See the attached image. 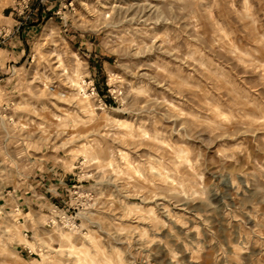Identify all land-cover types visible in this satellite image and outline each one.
I'll return each instance as SVG.
<instances>
[{"label":"rangeland","instance_id":"rangeland-1","mask_svg":"<svg viewBox=\"0 0 264 264\" xmlns=\"http://www.w3.org/2000/svg\"><path fill=\"white\" fill-rule=\"evenodd\" d=\"M0 24V264H264V0Z\"/></svg>","mask_w":264,"mask_h":264},{"label":"built area","instance_id":"built-area-1","mask_svg":"<svg viewBox=\"0 0 264 264\" xmlns=\"http://www.w3.org/2000/svg\"><path fill=\"white\" fill-rule=\"evenodd\" d=\"M19 26L15 25L12 28H9L5 25H1L0 24V46L5 44V42H7L8 40H10L12 38V36H14V34H16V32H18ZM2 80L0 79V82Z\"/></svg>","mask_w":264,"mask_h":264},{"label":"bare ground","instance_id":"bare-ground-1","mask_svg":"<svg viewBox=\"0 0 264 264\" xmlns=\"http://www.w3.org/2000/svg\"><path fill=\"white\" fill-rule=\"evenodd\" d=\"M85 263H89L87 260H83Z\"/></svg>","mask_w":264,"mask_h":264}]
</instances>
